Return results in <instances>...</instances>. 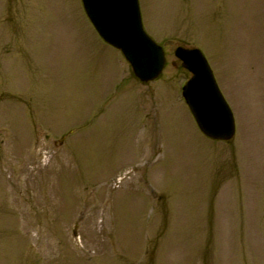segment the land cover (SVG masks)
<instances>
[{
	"label": "rangeland",
	"instance_id": "rangeland-1",
	"mask_svg": "<svg viewBox=\"0 0 264 264\" xmlns=\"http://www.w3.org/2000/svg\"><path fill=\"white\" fill-rule=\"evenodd\" d=\"M138 1L166 56L146 85L81 0H0V264H264V0ZM178 45L231 141L196 128Z\"/></svg>",
	"mask_w": 264,
	"mask_h": 264
},
{
	"label": "water",
	"instance_id": "water-1",
	"mask_svg": "<svg viewBox=\"0 0 264 264\" xmlns=\"http://www.w3.org/2000/svg\"><path fill=\"white\" fill-rule=\"evenodd\" d=\"M82 3L98 34L122 52L140 82L147 83L159 76L164 54L144 33L137 0H82ZM175 55L192 73L182 94L199 129L212 139H230L234 133L233 117L202 53L178 47Z\"/></svg>",
	"mask_w": 264,
	"mask_h": 264
}]
</instances>
